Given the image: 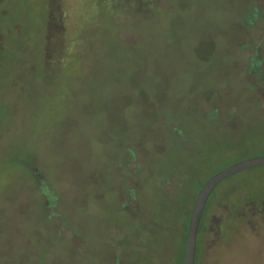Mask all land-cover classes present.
<instances>
[{
  "label": "rangeland",
  "instance_id": "374dc122",
  "mask_svg": "<svg viewBox=\"0 0 264 264\" xmlns=\"http://www.w3.org/2000/svg\"><path fill=\"white\" fill-rule=\"evenodd\" d=\"M260 155L264 0H0V264L158 257L200 185ZM210 200L196 264H264V214L236 212L264 169Z\"/></svg>",
  "mask_w": 264,
  "mask_h": 264
},
{
  "label": "trees",
  "instance_id": "16d2710c",
  "mask_svg": "<svg viewBox=\"0 0 264 264\" xmlns=\"http://www.w3.org/2000/svg\"><path fill=\"white\" fill-rule=\"evenodd\" d=\"M68 3H71L72 0H67ZM68 11H66V16L68 18V22L71 21L72 19H76V16H71L74 13V9L73 6L70 4V7L67 9ZM263 168L264 166H260V167H255L252 169H260ZM224 169V168H223ZM222 170V169H221ZM220 171V170H219ZM205 183L201 184L200 187L198 188V190L192 194V201H191V206H189V208H187V224L185 225V229H158L160 230L159 233L157 234L156 232H154L152 229H145V232H148V234H157V236L159 237V246H160V254L158 257L152 256L148 251H144L143 252V256L139 255L137 256V259L141 258L139 261H141V264H172V261L170 260L173 256V253H177L181 255V260L179 262V264H184V260H185V252H186V243H187V234H188V228H189V223H190V218H191V213H192V209L194 203H195V199L197 197L198 192L200 191V189L202 188V186ZM167 185H170V187L174 188L175 184L170 183V182H166V181H161V183L158 185L159 189H157L163 197H167L169 195H171V188L168 189ZM216 190V189H215ZM215 190L213 191V193L215 192ZM183 193V192H182ZM212 193V195H213ZM181 195V193L175 192L176 195V199H177V195ZM212 195L209 198V201L206 205V208L208 205H210V199L212 197ZM181 197V196H180ZM179 197V198H180ZM182 198V197H181ZM179 202V201H178ZM178 202H176L173 205V208L176 207V205L178 204ZM180 211V209L178 208V212ZM206 211V210H205ZM164 213V212H163ZM164 215V214H163ZM209 215V213H208ZM205 217V212L203 214V217ZM209 217V216H208ZM203 221V219H202ZM202 223H200V227H199V232H198V238H197V251L199 250V241L201 238V235L203 233V231L205 230L204 228H201ZM180 239V241H179ZM146 242H148V240H146ZM148 244V243H147ZM157 246V247H159ZM143 248H145L144 244H143ZM165 256H164V254ZM141 256V257H140ZM169 256V261L167 260ZM126 258V257H125ZM127 258L131 259L130 255H127ZM165 258V259H163ZM197 260V257H196ZM196 264V263H195Z\"/></svg>",
  "mask_w": 264,
  "mask_h": 264
},
{
  "label": "water",
  "instance_id": "95a60500",
  "mask_svg": "<svg viewBox=\"0 0 264 264\" xmlns=\"http://www.w3.org/2000/svg\"><path fill=\"white\" fill-rule=\"evenodd\" d=\"M264 166V155L251 157L233 163L211 176L197 194L192 209L186 243L184 264H195L197 254V238L200 223L213 191L226 179L249 169Z\"/></svg>",
  "mask_w": 264,
  "mask_h": 264
},
{
  "label": "flooded vegetation",
  "instance_id": "af4514ba",
  "mask_svg": "<svg viewBox=\"0 0 264 264\" xmlns=\"http://www.w3.org/2000/svg\"><path fill=\"white\" fill-rule=\"evenodd\" d=\"M246 205H247L246 209L244 208V209H239V210H237L236 206H235V209L237 210L236 212L238 213L240 220L245 219L246 215H249V218H248L249 220L246 222H248L250 224L256 220V222L261 223L260 220H258V218H260V216L258 217L257 215H259V213H261V212L264 214V201L263 200L258 201V202L249 201V204H246ZM246 210L248 212L247 214L245 213ZM211 218H212V215L208 217L207 224ZM246 222H242V223H246ZM208 227L209 226L207 225L204 228L205 230L203 231V233H205V231H206V229H208ZM203 233H202V235H203ZM200 240H201V238H200Z\"/></svg>",
  "mask_w": 264,
  "mask_h": 264
}]
</instances>
